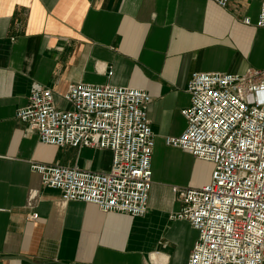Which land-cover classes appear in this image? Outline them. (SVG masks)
<instances>
[{
  "label": "crops",
  "instance_id": "1",
  "mask_svg": "<svg viewBox=\"0 0 264 264\" xmlns=\"http://www.w3.org/2000/svg\"><path fill=\"white\" fill-rule=\"evenodd\" d=\"M258 12L259 0L225 7L212 0H0V264H187L197 231L170 218L182 206L172 186L206 183L211 169L196 181L198 165L210 162L164 138L186 125L181 110L192 72L264 67ZM71 82L150 94L154 148L143 216L62 200L30 170L29 162L110 166V150L41 143L14 115L34 83L66 107L60 95Z\"/></svg>",
  "mask_w": 264,
  "mask_h": 264
},
{
  "label": "built area",
  "instance_id": "2",
  "mask_svg": "<svg viewBox=\"0 0 264 264\" xmlns=\"http://www.w3.org/2000/svg\"><path fill=\"white\" fill-rule=\"evenodd\" d=\"M212 1L220 7L228 3ZM243 21L249 24L250 18ZM255 26L264 28V0ZM186 90L189 105L181 110L186 125L164 143L212 164L206 183L172 186L182 206L170 218H185L197 231L187 264H264V67L194 71ZM60 96L66 107L54 104L49 87L34 83L14 115L41 143L110 150V166L95 171L29 162L30 170L62 200L143 216L154 148L150 94L131 86L71 82Z\"/></svg>",
  "mask_w": 264,
  "mask_h": 264
},
{
  "label": "rangeland",
  "instance_id": "3",
  "mask_svg": "<svg viewBox=\"0 0 264 264\" xmlns=\"http://www.w3.org/2000/svg\"><path fill=\"white\" fill-rule=\"evenodd\" d=\"M208 162V161H207ZM209 169H212L211 163H201L198 165V174L196 181H200L201 178L205 175V172Z\"/></svg>",
  "mask_w": 264,
  "mask_h": 264
}]
</instances>
